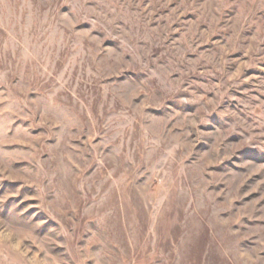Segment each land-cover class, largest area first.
Listing matches in <instances>:
<instances>
[{
  "label": "rangeland",
  "instance_id": "1",
  "mask_svg": "<svg viewBox=\"0 0 264 264\" xmlns=\"http://www.w3.org/2000/svg\"><path fill=\"white\" fill-rule=\"evenodd\" d=\"M0 264H264V0H0Z\"/></svg>",
  "mask_w": 264,
  "mask_h": 264
}]
</instances>
